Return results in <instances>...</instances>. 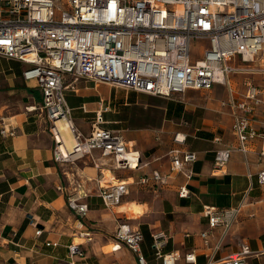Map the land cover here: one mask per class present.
<instances>
[{"label": "crops", "instance_id": "0c3cea01", "mask_svg": "<svg viewBox=\"0 0 264 264\" xmlns=\"http://www.w3.org/2000/svg\"><path fill=\"white\" fill-rule=\"evenodd\" d=\"M237 61L234 66L242 71L232 75V86L216 85L209 90L214 102L193 126L185 120V100L192 95L180 100L169 98L161 107L164 123L160 126L154 122L153 98H167L86 79L75 84L76 90L67 91L66 100L79 132L89 136L97 114L109 107L102 127L119 133L141 154L139 169L119 170L112 158H103L99 152L94 158L101 169L90 157L75 164H58L45 114L28 111L41 104L35 84L23 76L30 66L0 56V264H70L72 243H80L87 254L85 259H75L77 264H138L137 256L125 247L118 252L108 250L122 224L142 232V253L148 264H163L156 257L152 240L160 231L170 237L164 252L180 255L177 264L218 262L241 251L243 245L254 253L248 258L249 264H264V186L259 184L264 171V158L260 157L263 143H251L246 156L236 150L234 112L223 107L230 89L237 98H243L246 81L264 87V61ZM189 112L196 115V110ZM261 112L252 124L255 129L262 128ZM178 132L187 135L183 149L198 155L197 162L187 167L191 179L171 171V151L177 148L173 137ZM218 136L223 146L233 147L234 152L224 174L217 175L215 153L221 145L214 139ZM65 138L72 145L70 135ZM102 170L103 178L109 173L112 180L129 184V194L121 205L136 206L141 213H116L105 208L99 196ZM154 171L168 176L169 184L139 183ZM185 185L190 196L183 199L179 191ZM135 192L140 195L135 196ZM71 195H80L81 202L89 205L82 223L69 207ZM204 207H241L242 213L224 236L222 228L210 229ZM83 233L90 234L89 238L81 236ZM203 233H208V238H203ZM191 253L195 263L186 261Z\"/></svg>", "mask_w": 264, "mask_h": 264}, {"label": "built area", "instance_id": "2783aa9c", "mask_svg": "<svg viewBox=\"0 0 264 264\" xmlns=\"http://www.w3.org/2000/svg\"><path fill=\"white\" fill-rule=\"evenodd\" d=\"M195 41L208 42L199 58L192 49ZM0 56L30 66L24 79L35 84L42 101L28 111L45 114L58 164H75L90 157L101 169L94 158L99 152L103 158H112L119 170H137L141 154L131 149L119 133L102 127L104 113L110 108L97 114L91 134L85 136L75 127L66 92L76 90L75 84L81 79L167 99L188 91H209L216 85L231 87L232 75L242 71L234 61H264V0H3ZM244 86L243 98H237L230 89L223 107L234 112L236 150L246 156L250 144L261 141L260 157L264 158V87L250 81ZM260 112L263 125L255 129L252 124ZM60 124L68 126L71 146ZM214 141L221 145L215 153L214 173L224 174L234 149L223 146L220 136ZM173 142L177 148L171 151V171L191 179L187 167L197 162L198 155L183 149L186 134L176 133ZM103 177L102 170L99 196L105 208L113 211L129 194V184L105 182ZM168 181V176L154 171L139 183L163 187ZM259 184L264 186V171L259 175ZM189 196L188 186L180 187L179 197ZM81 200L80 195L69 197V207L80 223L90 211ZM241 213V207L203 209L210 229L222 228L224 236ZM208 235L203 233L202 237ZM152 240L157 259L163 264H177L178 253L164 252L170 240L166 232L154 233ZM143 242L141 231L122 224L112 252L125 247L137 256L138 264H148L142 253ZM253 254L248 245H243L238 253L209 264H249ZM86 256L80 243L70 245V264ZM186 261L195 263V255L188 254Z\"/></svg>", "mask_w": 264, "mask_h": 264}, {"label": "rangeland", "instance_id": "374dc122", "mask_svg": "<svg viewBox=\"0 0 264 264\" xmlns=\"http://www.w3.org/2000/svg\"><path fill=\"white\" fill-rule=\"evenodd\" d=\"M3 3V2H1ZM0 3V6H1ZM208 46V42L206 41H195L193 43V52L196 54V58H199L202 55V52L204 51V49ZM240 59H238L237 63L240 64L241 62L239 61ZM242 76H237V78L239 79ZM36 94L38 97L39 101H42V97H41V93L39 92V90H36ZM188 95H192L193 98H187L185 100V106L188 107V112L186 113V118L185 120L191 125H195L197 123V118L201 117V114L203 112H207V109L210 107V105L212 104V102H214L213 100V94L210 91H191L188 92L186 94H182V95H178V96H174L170 99H177L180 100V98H185L188 97ZM224 94L222 93L221 95H219V97L223 96ZM167 100L169 99H158V98H153V103H154V110H153V115H154V122L155 124L160 123V126L164 123V112L162 111L161 107L165 106L166 102H168ZM218 106V102L216 103V107ZM196 110V115L193 113L189 112V111H194ZM124 112H127V110H124ZM133 124V123H131ZM168 124V123H167ZM112 178L111 175L109 173H106V179L105 182H112ZM113 183H116L115 181H113ZM140 194H138L137 192H135V196H139ZM122 204V203H121ZM121 206V205H120ZM118 208V207H117ZM117 208L113 211L117 212ZM121 215V214H120ZM131 215V214H130ZM113 246L109 247V251H112Z\"/></svg>", "mask_w": 264, "mask_h": 264}, {"label": "bare ground", "instance_id": "6f19581e", "mask_svg": "<svg viewBox=\"0 0 264 264\" xmlns=\"http://www.w3.org/2000/svg\"><path fill=\"white\" fill-rule=\"evenodd\" d=\"M60 126L64 131H66L68 133V135H70L69 128L66 124H60ZM68 145L71 146L70 141H68ZM117 212L118 213H124V212L141 213L140 208H137L136 206H132L130 208H127V207L122 206V205L117 208Z\"/></svg>", "mask_w": 264, "mask_h": 264}]
</instances>
